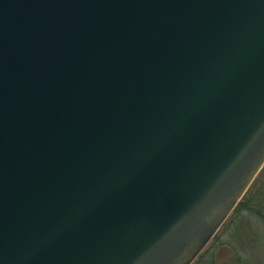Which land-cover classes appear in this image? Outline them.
<instances>
[{
  "label": "water",
  "instance_id": "obj_1",
  "mask_svg": "<svg viewBox=\"0 0 264 264\" xmlns=\"http://www.w3.org/2000/svg\"><path fill=\"white\" fill-rule=\"evenodd\" d=\"M264 167V0H0V264H193Z\"/></svg>",
  "mask_w": 264,
  "mask_h": 264
},
{
  "label": "trees",
  "instance_id": "obj_2",
  "mask_svg": "<svg viewBox=\"0 0 264 264\" xmlns=\"http://www.w3.org/2000/svg\"><path fill=\"white\" fill-rule=\"evenodd\" d=\"M229 218H231V223L229 224L230 238L228 242L215 243L213 249L219 244L229 247L235 256L233 262L235 264H245L249 257L243 246L250 245L253 247L259 245L263 238L260 232L264 235V168ZM215 240L216 236L213 243ZM206 264L219 263L213 259L206 262Z\"/></svg>",
  "mask_w": 264,
  "mask_h": 264
},
{
  "label": "rangeland",
  "instance_id": "obj_3",
  "mask_svg": "<svg viewBox=\"0 0 264 264\" xmlns=\"http://www.w3.org/2000/svg\"><path fill=\"white\" fill-rule=\"evenodd\" d=\"M257 177L255 178V180ZM254 180V181H255ZM231 218H228L226 223L222 226L220 231L216 235V240L213 243V240L211 241L206 249L202 252V254L196 259V261L193 264H206V262L210 260H215L219 264H235L234 259V253L231 251L229 247H225L220 245L221 243L228 242L230 230H229V224L231 223ZM256 229V226H255ZM260 235L263 237L261 239V242L257 246H250V245H244V251H246L248 255V259L245 264H264V235L260 232ZM215 238V237H214ZM220 242L219 245H217L214 249L215 243ZM213 258V259H212Z\"/></svg>",
  "mask_w": 264,
  "mask_h": 264
}]
</instances>
